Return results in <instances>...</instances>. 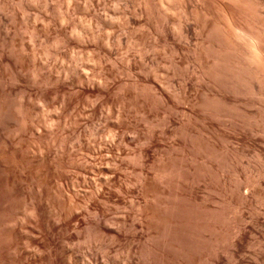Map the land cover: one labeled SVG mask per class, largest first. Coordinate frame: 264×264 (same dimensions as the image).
<instances>
[{"label": "rangeland", "instance_id": "1", "mask_svg": "<svg viewBox=\"0 0 264 264\" xmlns=\"http://www.w3.org/2000/svg\"><path fill=\"white\" fill-rule=\"evenodd\" d=\"M90 1L0 0V264H264V96L211 70L218 3Z\"/></svg>", "mask_w": 264, "mask_h": 264}, {"label": "bare ground", "instance_id": "2", "mask_svg": "<svg viewBox=\"0 0 264 264\" xmlns=\"http://www.w3.org/2000/svg\"><path fill=\"white\" fill-rule=\"evenodd\" d=\"M154 1L155 0H145V2L149 6H152V3ZM158 1H159V5H160V3L161 4L166 3L170 7L172 5H170L169 3L174 1V0H158ZM186 1H187V3L185 2L183 4V8H182L185 13L188 12V8H189L188 6L191 7V5H187L188 3H190L191 0H186ZM197 1H199V0H197ZM215 1L219 5L220 16H221L223 22L218 23L216 21H212L211 24H213V28H214L213 33L216 35L219 43L216 44V43L211 42V44H209L207 47H205L206 52L210 56H212V58H213L212 67H211L212 72L216 75H221V74L232 75L236 79L235 83H233L232 85L234 86L233 89L237 94H241V95H245V94L257 95V94H259V95L264 96V31H262V29L261 30L255 29L256 24L254 22L253 16H254L257 9L255 7L253 8V6L251 5V1H249V0H215ZM98 3H99L98 0H92V1L88 2L87 5L90 9L95 10V8H98V6H97ZM189 9H191V8H189ZM144 10H146V9H144ZM146 12H148V11L146 10ZM194 12H195V14H199V15L201 14L204 16H209V14H211L210 11L207 9V7L204 6V4L195 5L194 6ZM149 13H151V12H149ZM191 13H193V12H191ZM168 16H167V18H168ZM89 21H91V20H89ZM127 21H130V23H132V21H133V23L136 22L135 19L132 17L127 19ZM184 21L185 20H183V22ZM188 26L189 25L187 23H185V24L183 23L182 30L186 34L189 31ZM168 28H166V26L163 28L164 29V32H163L164 36L162 38V41L164 40V42L167 45H171V42L169 41V39H171V38L168 35V32L170 34L171 31H168ZM176 48H177V46H176ZM203 53H205V52H203V49H200L201 57H202ZM203 58L204 57H202V59ZM204 59L206 60V58H204ZM200 61H201V59H200ZM142 62H143V65L149 67V69H154L157 66H159V64H160L156 60L152 61V62L150 61L151 63H149V62H147L146 59H143ZM206 63H208V62H206ZM206 63H204V64H206ZM132 69L133 68L130 66L129 71L132 72ZM156 74L153 73L150 77H146V79H151L152 83H154L156 86L159 87L158 81L155 80V78L157 76ZM59 82H60L59 77H52V76H49L48 78H42L39 80V83H41L42 85H45V86L49 85V84H58ZM185 86H187V85H185ZM244 87H246V88H244ZM186 93H187V91L185 88V89H183L181 99H185V100L187 99ZM158 94H159L158 96H159L160 100L164 104H175L171 101V93L167 89L161 88L160 92ZM221 94H219V93L215 94V95L213 94L214 99L212 102L220 101V100L226 102V98L223 96V94L222 95ZM212 98H213V96H212ZM209 100H211V99H209ZM238 100H240V99H238ZM240 101H242V100H240ZM240 101H239V103H240ZM243 103H245V102H243ZM249 103H250V101H249ZM92 223L97 224L98 227L101 228V226H102L101 216L98 214V216L96 217V220L92 221Z\"/></svg>", "mask_w": 264, "mask_h": 264}]
</instances>
